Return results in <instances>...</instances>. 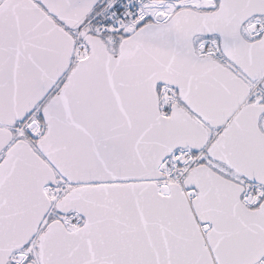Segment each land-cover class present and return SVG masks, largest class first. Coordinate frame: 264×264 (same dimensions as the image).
Returning <instances> with one entry per match:
<instances>
[{"label": "snow or ice", "instance_id": "1", "mask_svg": "<svg viewBox=\"0 0 264 264\" xmlns=\"http://www.w3.org/2000/svg\"><path fill=\"white\" fill-rule=\"evenodd\" d=\"M0 264H264V0H0Z\"/></svg>", "mask_w": 264, "mask_h": 264}]
</instances>
